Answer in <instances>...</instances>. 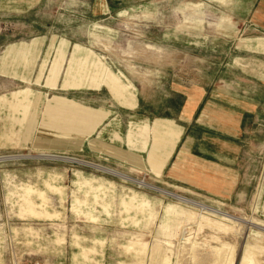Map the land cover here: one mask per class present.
I'll return each mask as SVG.
<instances>
[{
  "label": "rangeland",
  "instance_id": "374dc122",
  "mask_svg": "<svg viewBox=\"0 0 264 264\" xmlns=\"http://www.w3.org/2000/svg\"><path fill=\"white\" fill-rule=\"evenodd\" d=\"M258 2L0 0V264H264V121L251 123L225 196L117 162L81 137H41L52 95L114 106L132 90L161 106L163 94L223 78L214 73L232 70L233 56L264 61L237 45L263 37L244 26ZM68 71L79 85L62 86ZM238 73L229 79L256 80Z\"/></svg>",
  "mask_w": 264,
  "mask_h": 264
},
{
  "label": "crops",
  "instance_id": "0c3cea01",
  "mask_svg": "<svg viewBox=\"0 0 264 264\" xmlns=\"http://www.w3.org/2000/svg\"><path fill=\"white\" fill-rule=\"evenodd\" d=\"M250 11L251 18L244 21V26L255 28L263 37L241 38L237 45L249 53L264 54V0H259L248 14ZM91 54L87 52L86 57H97ZM232 62V70L215 71V75L224 76L216 82L175 89L173 96L163 94L161 106L140 100L132 90L116 92L114 106L101 98L98 104H81L52 95L42 112V130L51 133L41 137L49 138L46 142L55 146L61 145L60 139L81 137L87 140V148L117 162L225 196L239 183L238 166L249 148L250 130L254 128L251 123L264 121V61L247 55L233 56ZM95 69L93 76H98L99 89L106 81V69ZM237 71L256 80L242 78L239 83L229 79ZM51 74L49 78H56L58 72ZM81 78V73L68 71L62 86L79 85ZM19 96L26 102L31 100L26 90H20ZM37 97L39 100L41 95Z\"/></svg>",
  "mask_w": 264,
  "mask_h": 264
},
{
  "label": "bare ground",
  "instance_id": "6f19581e",
  "mask_svg": "<svg viewBox=\"0 0 264 264\" xmlns=\"http://www.w3.org/2000/svg\"><path fill=\"white\" fill-rule=\"evenodd\" d=\"M137 182V181H136ZM138 183H142L141 181H139ZM153 189V188H152ZM157 190V189H156ZM159 190V192H162V193H165V194H170V195H173L174 197H176L177 199H179V200H182V201H187V199H185V198H182V197H180V196H177V195H174V194H172V193H170V192H168V191H165V190H162V189H158ZM192 204V203H191ZM200 207V206H199ZM204 208V207H203ZM252 223V222H251Z\"/></svg>",
  "mask_w": 264,
  "mask_h": 264
},
{
  "label": "built area",
  "instance_id": "2783aa9c",
  "mask_svg": "<svg viewBox=\"0 0 264 264\" xmlns=\"http://www.w3.org/2000/svg\"><path fill=\"white\" fill-rule=\"evenodd\" d=\"M25 264H40L39 262H29V263H25Z\"/></svg>",
  "mask_w": 264,
  "mask_h": 264
}]
</instances>
